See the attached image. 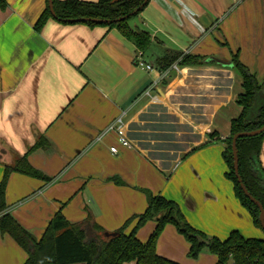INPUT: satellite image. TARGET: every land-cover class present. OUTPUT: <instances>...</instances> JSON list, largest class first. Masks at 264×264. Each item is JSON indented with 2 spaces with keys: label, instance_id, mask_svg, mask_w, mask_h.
Here are the masks:
<instances>
[{
  "label": "crops",
  "instance_id": "crops-1",
  "mask_svg": "<svg viewBox=\"0 0 264 264\" xmlns=\"http://www.w3.org/2000/svg\"><path fill=\"white\" fill-rule=\"evenodd\" d=\"M6 1L0 8V180L4 165L39 137L48 141L28 159L50 180L12 172L7 184L8 211L28 231L40 239L58 212L71 223L92 213L115 231L144 212L153 193L176 201L189 224L209 237L227 238L234 230L258 235L226 177L225 144L208 134L227 138L241 112L234 57L264 82V0H149L129 25L151 37L150 51L143 52L151 71L136 65L139 49L117 27L50 18L37 29L48 0ZM163 48L204 62L162 74L155 59ZM121 115L130 147L118 143L115 131L98 139ZM142 116L156 119L175 140L155 138ZM169 142L174 148L163 149ZM260 161L264 168V139ZM155 226L148 221L138 238L146 241ZM189 247L172 224L156 245L180 264H216L207 249L189 257ZM26 259L10 235H0V264Z\"/></svg>",
  "mask_w": 264,
  "mask_h": 264
},
{
  "label": "trees",
  "instance_id": "trees-1",
  "mask_svg": "<svg viewBox=\"0 0 264 264\" xmlns=\"http://www.w3.org/2000/svg\"><path fill=\"white\" fill-rule=\"evenodd\" d=\"M145 0H53L56 17L49 6L40 15L36 28L41 29L45 22L54 18L61 23H85L117 27L127 38L132 40L142 52L150 51L151 37L145 31L130 27L129 21L137 17L145 6ZM6 0H0V8L6 7ZM137 11L131 15L132 12ZM122 20L113 21L115 19ZM78 18L105 19L107 22H80ZM160 71L168 70L174 63L178 65H197L204 58L184 54L183 51L163 48L155 59ZM233 67L242 77V91L236 102L241 107L238 117L232 119L230 135L221 139L218 131L208 134L211 141L225 144L223 157L227 165L226 177L232 181L236 196L250 211L256 226L261 227L259 207L244 193L234 170L232 140L236 133L259 129L264 125V82L257 81L250 70L234 57ZM264 132L256 136L241 137L237 140L239 174L250 194L264 207V168L260 161ZM44 136L28 149L27 153L12 164L4 165L0 180V235H10L27 253L24 264H180L157 252L156 245L160 234L167 224H172L189 242L188 256L197 258L207 249L217 256L216 264H264V238L246 237L238 230L232 231L225 239L208 237L203 231L192 227L182 213L176 201L162 194H148V205L144 212L130 217L115 231H107L95 220L92 213L77 223L68 221L61 212L51 219L46 231L37 239L9 211L6 190L12 172L29 176L42 177L28 159L29 154L47 147ZM46 180H50L44 176ZM156 222L154 230L146 241L138 238L137 232L148 221ZM135 222L128 231L129 225Z\"/></svg>",
  "mask_w": 264,
  "mask_h": 264
},
{
  "label": "water",
  "instance_id": "water-1",
  "mask_svg": "<svg viewBox=\"0 0 264 264\" xmlns=\"http://www.w3.org/2000/svg\"><path fill=\"white\" fill-rule=\"evenodd\" d=\"M149 0H145L144 3L142 4V6H144L146 3H148ZM48 6H49V9L53 15V17H56V13L54 11V4H53V0H48ZM137 11H134L131 13V15L135 14ZM126 17H121L120 19H115L113 21H117V20H122ZM72 21L74 20H77V21H80V22H86V21H92V22H107L108 20H105V19H96V18H78V19H70ZM217 62H220L222 63V61H219L217 60ZM231 64V63H229ZM233 65V63H232ZM264 132V125L262 127H260L259 129H255V130H251V131H244V132H239V133H236L234 136H233V140H232V151H233V159H234V170H235V174L237 176V179L245 193V195L253 202L255 203L258 207H259V210H260V214H259V219H260V223H261V226L262 228L264 229V207L262 205V203L257 200L254 196H252L250 194V192L248 191V189L246 188V186L244 185L243 181H242V178L239 174V158H238V149H237V140L241 137H251V136H256V135H259L260 133Z\"/></svg>",
  "mask_w": 264,
  "mask_h": 264
},
{
  "label": "built area",
  "instance_id": "built-area-1",
  "mask_svg": "<svg viewBox=\"0 0 264 264\" xmlns=\"http://www.w3.org/2000/svg\"><path fill=\"white\" fill-rule=\"evenodd\" d=\"M135 61H136V65L137 66H139V67H141V68H143L145 70L151 71V70L155 69V67L152 64L148 63L144 59L143 52L140 51V50L136 54ZM178 68H179L178 64L174 63L168 70L163 71L162 74L168 75V73H170L171 69L178 70ZM147 93H150V90H148ZM123 118H124V115H121L114 122H112L110 125H108L106 127V129H104L100 133V135H98V139H101L105 135H107L108 133H110L112 131H115L117 133V135H118V143H120L123 146L130 147L131 143H130L129 139L127 138L126 132L124 130L125 122L123 121ZM110 150L113 153H117L118 152V148L116 146H112L110 148Z\"/></svg>",
  "mask_w": 264,
  "mask_h": 264
},
{
  "label": "rangeland",
  "instance_id": "rangeland-1",
  "mask_svg": "<svg viewBox=\"0 0 264 264\" xmlns=\"http://www.w3.org/2000/svg\"><path fill=\"white\" fill-rule=\"evenodd\" d=\"M141 51V50H140ZM142 119H144V120H142ZM141 120L142 121H144V123H147L148 124V127H149V129L148 130H150V129H155L154 131H157V132H153V130H152V133H151V131H148L149 133H151L152 135L154 134V133H157V136H154L155 138H159L158 140H175L174 138H175V136L173 135V134H171L172 132H171V130H168V128L167 127H164V126H161V127H156V126H158V124H157V122H156V119L154 120V119H152V118H150V117H146V116H142L141 117ZM149 121V122H148ZM145 124H144V128H145ZM147 127V128H148ZM131 129H132V131L133 132H135L134 131V129H136V127L135 126H133V125H131ZM174 136V137H173ZM143 138H146V139H148L147 138V136H145V137H143ZM152 138V137H151ZM154 139V138H153ZM155 140V139H154ZM166 145L165 146H163V149H166V148H168V149H171V148H174V144L173 143H171V142H169V144L168 143H165ZM36 168V167H35ZM36 169H38V168H36ZM39 170V169H38ZM40 172H41V170H39ZM18 173H20V172H18ZM21 174H23V173H21ZM23 175H26V174H23ZM26 176H29V175H26ZM43 176H45V175H43ZM29 177H32V178H39V179H43V180H45L43 177H37V176H29ZM25 199V198H24ZM257 230H258V235H255V237H258V238H264V229L263 228H261V227H257L256 228ZM208 236V235H207ZM209 237V236H208ZM210 238V237H209ZM226 237H224L223 239H225Z\"/></svg>",
  "mask_w": 264,
  "mask_h": 264
}]
</instances>
